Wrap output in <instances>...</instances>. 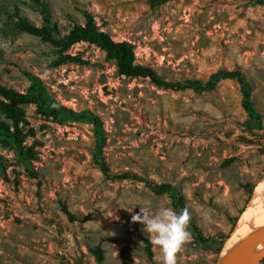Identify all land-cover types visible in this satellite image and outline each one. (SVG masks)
<instances>
[{
    "label": "rangeland",
    "instance_id": "374dc122",
    "mask_svg": "<svg viewBox=\"0 0 264 264\" xmlns=\"http://www.w3.org/2000/svg\"><path fill=\"white\" fill-rule=\"evenodd\" d=\"M15 8L55 39L90 13L166 82L206 81L238 69L253 86L264 127V7L246 0H174L154 8L142 0H0V85L24 96L19 127L28 133L23 148H14L0 113V264H162L132 217L140 207L174 210L173 194L114 178L124 173L183 196L208 242L190 234L177 264H216L219 242L233 232L264 173V131L245 130L238 84L224 81L202 94L164 90L119 76L114 62L87 43L67 52L85 65L53 67L59 49L19 32L6 15ZM59 107L99 119L101 158L113 178L93 161L94 126Z\"/></svg>",
    "mask_w": 264,
    "mask_h": 264
},
{
    "label": "trees",
    "instance_id": "16d2710c",
    "mask_svg": "<svg viewBox=\"0 0 264 264\" xmlns=\"http://www.w3.org/2000/svg\"><path fill=\"white\" fill-rule=\"evenodd\" d=\"M146 1L152 8L166 5L174 0H142ZM258 6L264 7V0H246ZM9 18L15 20V26L19 32L26 33L31 36L40 37L44 42L49 43L59 49L60 56L53 63V67H60L66 64L85 65V62L79 56H72L67 52L76 44L87 43L100 49L104 54L107 61H112L117 69L119 76L127 78H143L149 79L156 87L170 90L175 92L191 91L194 94L210 93L213 92L216 87L224 81L236 82L240 88L241 95V107L247 115V120L244 123L245 130L249 133L253 131H264L262 125L263 117L255 110L252 103V91L253 86L250 80L245 76L243 72L238 69L234 70H218L211 74L206 81L201 80H189L186 82H166L160 75L153 69L140 65L136 62V56L133 46L128 42H115L105 32H102L96 25L94 17L90 13H84L83 24H75L72 29L63 37L55 39L48 27H37L30 20L22 17L18 8L6 13ZM0 113L4 118L9 121L10 124H1L6 142L12 145L16 149H22V144L25 142L28 133H24L19 127L23 122V114L18 104L26 103L24 96L18 94L12 89L6 88L0 85ZM47 105V103H44ZM55 105V104H54ZM57 106V105H55ZM58 107V106H57ZM60 112L70 115L74 120H84L94 126V134L96 137V155L93 157V161L102 174L106 178L111 177L110 169L105 161L101 158L103 148L105 147L106 139L105 133L102 130L99 119L93 115L88 117H81L74 114L71 111L59 107ZM56 115V114H54ZM32 148L27 149V154L30 158L33 157ZM233 159L225 160L224 164L231 163ZM114 178L119 180H132L139 183H143L147 188L153 191L157 195L161 194H173L174 210L179 212L185 210V200L183 196L176 191L169 184L154 185L148 181L139 179L137 176L131 173H124L117 175ZM250 196L252 195V188H250ZM250 196L246 201V204L250 200ZM237 219L234 222L236 224ZM188 231L192 238L197 242H208L205 239L197 226L196 222L189 219ZM227 237H224L219 242V249L221 251ZM148 243V254L151 255ZM93 254L97 262L101 263L103 260L102 251L99 247H96Z\"/></svg>",
    "mask_w": 264,
    "mask_h": 264
},
{
    "label": "clouds",
    "instance_id": "9594fccd",
    "mask_svg": "<svg viewBox=\"0 0 264 264\" xmlns=\"http://www.w3.org/2000/svg\"><path fill=\"white\" fill-rule=\"evenodd\" d=\"M189 219L187 210L161 207L153 211L140 207L132 222L143 225V232L162 255V264H177V254L190 238Z\"/></svg>",
    "mask_w": 264,
    "mask_h": 264
},
{
    "label": "bare ground",
    "instance_id": "6f19581e",
    "mask_svg": "<svg viewBox=\"0 0 264 264\" xmlns=\"http://www.w3.org/2000/svg\"><path fill=\"white\" fill-rule=\"evenodd\" d=\"M252 193H254V195L251 203L242 213L233 232L225 241L223 250L216 264H229L230 253L237 239L249 229L264 223V173ZM258 246L257 240L251 242L243 252V258L247 259L254 256L257 253Z\"/></svg>",
    "mask_w": 264,
    "mask_h": 264
},
{
    "label": "water",
    "instance_id": "95a60500",
    "mask_svg": "<svg viewBox=\"0 0 264 264\" xmlns=\"http://www.w3.org/2000/svg\"><path fill=\"white\" fill-rule=\"evenodd\" d=\"M253 195L254 193H252L251 198L249 202L247 203L245 210L247 209V206L251 203L253 199ZM255 240H257L259 244L257 253L250 258L244 259L243 252L245 251L247 246ZM263 259H264V223L249 229L247 232L242 234L237 239L230 253V263L229 264H261Z\"/></svg>",
    "mask_w": 264,
    "mask_h": 264
}]
</instances>
